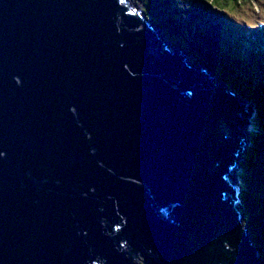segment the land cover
Wrapping results in <instances>:
<instances>
[{"label": "water", "instance_id": "obj_1", "mask_svg": "<svg viewBox=\"0 0 264 264\" xmlns=\"http://www.w3.org/2000/svg\"><path fill=\"white\" fill-rule=\"evenodd\" d=\"M167 37L0 0V264H261L231 176L256 106Z\"/></svg>", "mask_w": 264, "mask_h": 264}, {"label": "trees", "instance_id": "obj_2", "mask_svg": "<svg viewBox=\"0 0 264 264\" xmlns=\"http://www.w3.org/2000/svg\"><path fill=\"white\" fill-rule=\"evenodd\" d=\"M248 2L143 0L140 11L190 62L256 106L255 147L243 165L242 215L264 264V16L256 23L245 18L244 25L238 23L234 13Z\"/></svg>", "mask_w": 264, "mask_h": 264}, {"label": "rangeland", "instance_id": "obj_3", "mask_svg": "<svg viewBox=\"0 0 264 264\" xmlns=\"http://www.w3.org/2000/svg\"><path fill=\"white\" fill-rule=\"evenodd\" d=\"M128 3L133 4L135 6H137L139 9H143L144 8V4H143V0H127ZM257 7V8H256ZM235 19L238 20L237 22L240 23L241 25H244V23H242L243 18H245L246 20H248L250 23H256L259 19H262V17L264 16V0H252V2H248L246 4H244L243 7L239 8L235 13ZM241 20V21H240ZM168 38V37H167ZM253 114V113H252ZM254 115V114H253ZM257 118V117H255ZM253 119L252 121V125H253V129L250 130L249 126L247 128L248 131V135L246 136V139L244 140V147L243 150L241 149L240 152H238V157L235 163V167H233L231 169L232 172V177L235 180V185L240 186V190H239V200H240V204H239V211L242 212L244 211V203L242 201V190L244 191V189L246 188V184H244V174L245 171L243 169V165L245 164V160L247 158V156L249 155V153L253 150V148L255 147V141L253 140L251 134H254V132L256 133L255 130V126L256 124H254L256 122V119ZM242 221L245 223V218H244V214L242 215ZM138 264H144V262L142 261L141 258H139L137 260Z\"/></svg>", "mask_w": 264, "mask_h": 264}, {"label": "clouds", "instance_id": "obj_4", "mask_svg": "<svg viewBox=\"0 0 264 264\" xmlns=\"http://www.w3.org/2000/svg\"><path fill=\"white\" fill-rule=\"evenodd\" d=\"M125 2L126 3H128V1L127 0H125ZM129 5H131V6H133L134 8H136L138 11H139V13L141 14V11H140V9L137 7V6H135V5H133V4H130V3H128ZM131 12L132 13H135V10L134 9H131ZM141 16L144 18V20H146V17H144L142 14H141ZM238 157V156H237ZM238 190H240V186H238ZM251 238H252V235H251ZM252 240V239H251ZM139 259V258H138ZM162 264V263H161Z\"/></svg>", "mask_w": 264, "mask_h": 264}]
</instances>
